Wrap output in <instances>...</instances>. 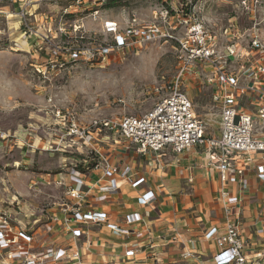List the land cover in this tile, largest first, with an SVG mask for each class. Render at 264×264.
Returning a JSON list of instances; mask_svg holds the SVG:
<instances>
[{"label": "built area", "instance_id": "built-area-1", "mask_svg": "<svg viewBox=\"0 0 264 264\" xmlns=\"http://www.w3.org/2000/svg\"><path fill=\"white\" fill-rule=\"evenodd\" d=\"M47 1L61 4L57 15L39 12L38 0H0V16L6 21L18 19L19 41L28 42L29 65L42 82H51L79 64L102 65L123 59L131 51L152 43L171 42L176 51L175 73L171 78L163 76L153 86L156 100L147 112L120 117L95 116L85 121L75 109L60 107L49 95L47 114L53 117L56 129L55 146L38 145L35 140L0 132V140L7 146L17 145L21 150L41 148L52 155L60 153L65 160L62 170L72 168V184L67 186L65 200L57 205L51 221L60 220L74 239L83 233L81 224L108 221L107 213L85 212L82 204L87 185L84 177L100 167L104 166L103 176L110 184L102 188L104 194L97 199H107L105 193L119 187L117 169L107 149L100 145V139L110 140L111 134L120 137L113 143H122L125 151L134 149L139 154L160 152L167 147L179 154L203 147L207 165L218 173L223 184L237 185L241 194L251 191L246 176L248 165H255L258 178L264 181V138L254 135L256 121L264 122V0H239L236 15L218 30L201 14L204 0H162L151 18L129 13L121 20L107 15L109 0ZM240 14L244 17L240 18ZM244 37L247 46L238 43ZM192 78L211 89L212 107L221 119L220 135L207 133L204 120L185 91L191 88ZM71 157L75 161L67 166L66 161ZM24 161L16 165H27ZM120 177L134 186L144 180L134 181L130 167ZM221 197L230 219L224 232L219 233L214 227L205 235L207 239L214 238L219 248L214 262L253 264L256 255L246 252L241 237V195H231L228 189H223ZM154 198L144 195L141 202L149 203ZM128 219L130 223L138 221L135 214ZM109 225L119 233H129L127 229ZM46 230L51 232L53 225L47 224ZM32 233L15 225L6 214L0 216V253L6 260L3 264H46L70 258L82 264L80 251L69 246L32 251L29 247L34 243ZM193 255V251L184 252L187 258ZM125 256L131 258L135 251L129 249Z\"/></svg>", "mask_w": 264, "mask_h": 264}, {"label": "crops", "instance_id": "crops-1", "mask_svg": "<svg viewBox=\"0 0 264 264\" xmlns=\"http://www.w3.org/2000/svg\"><path fill=\"white\" fill-rule=\"evenodd\" d=\"M36 7H39V12L54 15L61 10V4L57 1L38 0ZM107 15L121 20V17ZM239 16L241 18L243 15ZM0 18L6 20L4 16ZM7 20L18 33V19L14 17ZM229 20L230 18L228 22ZM224 25L212 24L215 30ZM222 40L225 41L224 38ZM238 43L247 46V38H242ZM17 49L27 52L28 42L20 40ZM189 86L192 90L203 87L195 78L191 79ZM203 88L209 91L211 109L217 114L212 107L211 89ZM50 122L47 126L52 133L56 131L52 116ZM254 135L256 138H264V122L256 121ZM54 136L56 134L49 140H37V144L55 146ZM117 138L120 137L111 134L110 140L100 139V145L107 149L106 152L117 169L116 182L119 187L106 192L107 199L100 201L97 197L104 194L102 188L110 184V180L103 176L104 166L84 177L87 185L82 209L85 212H105L108 214V221L81 224V237L72 238L60 220L51 221L57 205L65 200L67 186L72 184L71 169L60 168L61 172L53 177L51 173L45 175V183L53 185L51 183L55 182L56 186L63 188L60 201L51 200L43 207L32 203L28 205L21 194L27 192V186L11 195L12 200L9 198L8 201L12 207L10 205L8 210H3L0 216L6 214L15 225L33 232L34 243L29 246L32 251L41 252L49 248L69 246L80 251L82 264H89L88 260L99 264L108 261L109 264H119L122 261L125 264H215L214 256L219 248L214 238L207 239L205 235L214 227L219 229V233L224 232L230 218L225 212L221 192L228 189L231 195H241L242 198L243 211L239 220L246 252L256 255L253 264H264V181L258 178L255 165L246 167L251 191L241 194L237 185L223 184L218 173L207 165L203 147H193L179 154L171 147L160 152L139 154L134 149L125 151L122 143H113ZM66 163L67 166L71 165L70 160ZM128 167L131 169V178L134 181L144 178L142 183L134 186L131 181L120 177ZM60 180L62 184L59 183ZM35 185L36 182L30 183V190ZM93 185L95 186L90 187ZM144 195H154L155 198L149 203H143L141 197ZM131 214L137 215L138 221L130 223L128 218ZM47 224L53 225L51 232L46 230ZM109 224L127 229L129 233H119ZM129 249L135 251V256H125ZM187 250L193 251L194 255L185 257L184 252ZM4 260L0 253V264ZM54 261H47L46 264H77L72 258Z\"/></svg>", "mask_w": 264, "mask_h": 264}, {"label": "rangeland", "instance_id": "rangeland-1", "mask_svg": "<svg viewBox=\"0 0 264 264\" xmlns=\"http://www.w3.org/2000/svg\"><path fill=\"white\" fill-rule=\"evenodd\" d=\"M238 2L204 0L202 15L211 25H227L228 19L236 15ZM161 4L162 0H113L106 12L121 19L129 13L151 18ZM10 25L0 18V132L26 140H49L55 134L47 126L51 121V116L46 114L49 95L60 107L75 109L85 121L95 116L139 115L153 106L156 82L163 76L171 78L175 73V45L157 42L131 51L123 59L102 65L79 64L57 75L51 82H42L33 73L28 54L17 50L19 36ZM89 27L92 28L90 23ZM185 91L205 120L207 133L220 135L221 119L211 109L209 91L203 87L186 88ZM23 159L27 165L17 166L16 162ZM74 161L71 157L70 163ZM63 162L64 155L60 153L52 155L41 148L21 150L17 145L9 147L0 140V214L10 208L11 195L25 186L28 190L21 194L28 205L43 207L51 200L60 201L63 188L55 182L51 183L53 185L45 183V175L50 172L53 177L64 166ZM33 182L36 185L30 190L29 184ZM87 262L99 264L92 260Z\"/></svg>", "mask_w": 264, "mask_h": 264}, {"label": "trees", "instance_id": "trees-1", "mask_svg": "<svg viewBox=\"0 0 264 264\" xmlns=\"http://www.w3.org/2000/svg\"><path fill=\"white\" fill-rule=\"evenodd\" d=\"M112 1H113V0H109L108 4L106 5V8H110V7H111V5H112ZM49 173H50V172H49Z\"/></svg>", "mask_w": 264, "mask_h": 264}]
</instances>
